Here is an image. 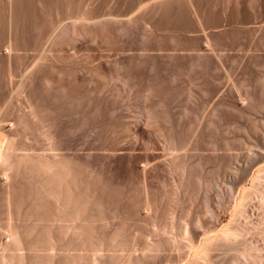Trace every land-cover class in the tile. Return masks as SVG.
Returning a JSON list of instances; mask_svg holds the SVG:
<instances>
[{"label": "rangeland", "instance_id": "374dc122", "mask_svg": "<svg viewBox=\"0 0 264 264\" xmlns=\"http://www.w3.org/2000/svg\"><path fill=\"white\" fill-rule=\"evenodd\" d=\"M7 5L0 0V132L13 136L6 156L15 166L18 154H61L97 179L112 205L92 224L105 264L128 256L133 264L176 263L186 236L218 228L243 189L261 192L264 0H30L17 17ZM169 139L183 170L169 168ZM13 171L7 182L0 174V225L31 228L36 247L47 230L73 243L71 233L58 235L51 208L36 207L40 177ZM143 183L148 210L140 208ZM257 202L248 201L255 218L264 208ZM117 230L121 244H109ZM159 238V249H144ZM260 239L251 240L264 255ZM223 250L215 257L224 263L232 254ZM22 251L23 263H43L27 245Z\"/></svg>", "mask_w": 264, "mask_h": 264}, {"label": "bare ground", "instance_id": "6f19581e", "mask_svg": "<svg viewBox=\"0 0 264 264\" xmlns=\"http://www.w3.org/2000/svg\"><path fill=\"white\" fill-rule=\"evenodd\" d=\"M4 1L9 6L14 8V12H13V9H11L10 7L8 8L9 9V15H11L10 11L12 10L13 17L15 15L17 17V12L20 11L19 10L20 8L18 9V7L20 6V2L22 4V6L24 5V8H27L26 6L30 2V0H4ZM160 1L156 0V2H158V4ZM164 2H166V1H164ZM164 2H163V4H165ZM161 6H162V4H161ZM161 6H159V7H161ZM163 6H166V4ZM19 13L20 12H18V15H19ZM14 20H16V19H14ZM17 20H18V18H17ZM27 35L28 34L25 33V37ZM26 40H28V37ZM17 44H18L17 47H19L20 43H17ZM207 44H209V43H207ZM11 45H13V44L11 42H9V44H7V46H5V48L8 50V52L11 50V47H12V49H13V47L16 48V46H14V45L11 46ZM20 46L22 48L24 47L22 45H20ZM124 70L125 69H123V71ZM121 79L123 80V78H120V81H122ZM116 80H118V78H116ZM243 97L244 96L239 97V98L241 100H243V99L246 100V96L244 98ZM33 112H35V111H33ZM31 116H32V113H31ZM33 120H35V119L33 118ZM150 120H151V117H150ZM17 122H20V121H17ZM152 122H153V120H152ZM34 123L37 124L35 121H34ZM16 124L17 123H15V125ZM22 124H24V123H22ZM12 125H14V122L12 123ZM20 125H21V123H20ZM20 125H18V126H20ZM20 127L24 128L23 125H21ZM41 127H42V125H41ZM124 130H126V129H124ZM159 132H161V131H159ZM172 135H173V133H172ZM9 137L10 138H7L5 134L0 132V170H1L0 174L2 175L3 180H5V182L11 180V178H12L11 175H14V174H12V171L15 168V166H17L22 171V173L26 176L28 174L29 176L35 175L36 177H40V179L38 178L39 180L35 177V179L38 180V182L40 183V184H38L39 187H37V189H36L37 190L36 207H39L41 209H43V208L45 209V207L46 208L48 207L49 210L51 208L52 209L51 221H54L55 223H57L56 228H57L58 235L61 237H65L67 234L71 233V238L73 240V243H71V244L60 243L54 239V236L52 235V231L47 230V232H46V243L44 245H38L36 247L35 243L29 241L31 228L23 227V226L22 227L17 226L12 221H11L12 223L9 222L10 221L9 220L8 222H6V225L4 227L2 224H1L2 226L0 225V230L2 229V231L0 233V250H1V252H0V263L1 264H25L27 262L24 259V258H26V254H25V252L22 251V249H23V247H25L27 245L30 253H31V251H34L32 254L36 253L39 257L43 256L42 258L40 257L41 260L46 259L45 264H49V263L53 264V262H54L53 259L55 258V260H56V258H59V257H60V259H59L60 264L61 263H63V264H105V262L108 259L106 261L103 259L105 261L104 262L101 258H99L100 254L97 253L98 249H99L98 251L100 252L101 248L99 247V245L100 246L103 245V241L100 240L98 238V236L95 234V228L92 226L93 222H95L98 219H102V213H103L104 209L112 207V205L109 206L110 205L109 202L107 203V201L103 200V197H105V196H103V194H105L103 192L104 188L100 187L99 183H96L97 179H95V178H93L95 182L93 180L91 182L90 173L86 170V168L85 169L83 168V165L81 166L79 163L75 162L76 160L75 161H73V159L69 160L64 155L63 156L61 154L58 155L57 153H50V154H47V153L46 154H37V153H35L36 155L25 154L26 156L24 155V156H20V157H18V155H19L18 154L16 157V160L14 161V163L16 162L15 166L14 165L12 166L13 163H10V160H8V158H7L9 156V154L6 156L7 151L10 150V149L9 150L7 149V148H10L8 145V143H10L8 141V139L12 140L11 137H13V136H9ZM117 140H119V139H117ZM172 140H170V139L167 140L168 142H167V147H166V149L168 150V153H171L169 155H172V157L169 160V165H170L169 168H171V170H179L180 171V170H183L184 165H181L182 163L180 164L179 163L180 161L176 162V158L178 155H175L174 151H176L177 148L173 146L174 143H172ZM13 142L14 141H12V143ZM118 144H120V143H118ZM125 144H127V143H125ZM130 144H131V142H130ZM111 148H114V147L112 146ZM57 149H58V147H57ZM14 150L16 151V149H14ZM111 150H113V149H111ZM117 150H120V149H117ZM140 151L141 150H139V152ZM118 152H120V151H118ZM124 152L126 153L127 151H124ZM132 152H134V151H132ZM136 155L138 156V154H136ZM10 157H9V159H10ZM14 157H15V155H14ZM137 160H139V159H137ZM147 160H148V158H147ZM146 164H147V162H146ZM153 166H154V164H153ZM146 168L145 167L141 168L142 174L146 175V173H145V171L147 170ZM149 168H151V167H149ZM17 170H14L13 172H16ZM257 170L259 173H261V175H259V173H257L259 176L255 175V177H259V178L262 177L260 181H259V179L256 178L258 180L257 182L261 183L260 185L262 187H264V164L262 166H260ZM15 174H17V173H15ZM24 175H23V177L25 179ZM10 176H11V178H9ZM21 176H22V174H21ZM143 178H144V176H143ZM31 179H34V178H31ZM31 179L28 178L27 180L31 181ZM145 184L143 183L141 186V194H142L141 197H142V199H141V203H140L141 204L140 208L141 209L144 208L143 210H145V209L148 210L151 208L152 204L150 205L151 200H149V193L147 192L148 189H147V185H145ZM6 185H7V183H6ZM102 185H104V184H102ZM260 185H258V187H260V189H259L261 191L260 193H258V191L256 192L257 188L255 190L243 189L241 191V193L239 194V197H238L239 200H237V203L235 204V208L231 213V217L230 218H228V216L223 217L220 220L221 225L218 228L216 227L217 229L216 228H214V229L208 228L207 230L202 231V235L200 238L195 239L192 236H189V234L192 235L191 232H189L190 228L185 229V228H187L185 226L184 233L188 234V232H189V234H188L189 237L186 236L184 238V239H187V244L184 243V241H182V243L185 244V247H186L185 250L186 251L188 248L187 253L189 255L186 254L188 257L185 256L186 259H183L184 257H181V256L182 255L184 256V253L186 252V251L185 252L183 251L184 253H182V255H180L181 259H179V257H178L179 260L177 259L178 261L176 263H168V264H264V258H263L264 255L261 252L262 247L259 248L258 245L254 244L255 242L253 243V241L251 240V239L254 240V238L255 239L261 238L260 240L264 241V208H261L262 210L259 213H257L256 218H255V217H252L254 214V208L252 205L253 203L248 204V201H250V199L252 200V198L255 199L257 197L258 202L261 203L262 205H264V189L261 190ZM10 186L11 185H9V187ZM253 186H255V185L253 184ZM10 188H12V187H10ZM174 188L176 190V187H174ZM251 188H253V187H251ZM106 189H108V188L106 187ZM5 190H7V188ZM7 191H9V189ZM10 193H9V195H10ZM108 193L106 194V196H108ZM7 195H6V199H5L6 200L5 206H6V204H7V206L10 205V200H9L10 198L9 197H11V196H9V195L7 196ZM110 210H111V208H110ZM108 211H109V209H106L105 212H108ZM7 212H9V211H6L5 213H7ZM7 214L10 215L9 213H7ZM9 217L12 218V216H9ZM253 218L255 219V222L252 223L251 219H253ZM187 230H189V231H187ZM120 231H121V228H120L119 232ZM162 231H164V230H162ZM117 232H118V230L116 232H114L113 235H111L112 236V238H111L112 242L109 241V244L113 243V242H117V241H113L116 239V237L118 238L117 235H120V233L118 232V234H117ZM163 233H166V232H163ZM248 233H249V236L251 238H249L247 240L246 235ZM113 238H115V239H113ZM118 239H116V240H118ZM167 239H164V240H167ZM169 239L176 240V238L175 239L169 238ZM109 240H110V238H109ZM118 241L120 243V240H118ZM160 241L161 240L159 238V240L156 239L155 241H153V243L146 242L144 244V249L146 251L151 250V249H153V250L159 249V247L162 244ZM178 241H176V242H178ZM176 242L174 241L173 243L172 242H170V243L174 244ZM179 243H181V242H179ZM117 244H118V242H117ZM117 244L115 243V245H117ZM261 244H263V242H261L260 245ZM181 247H182V244H181ZM263 247H264V245H263ZM220 249H224V250H226V252H231L232 258L230 259V261H226L228 263H226V262L223 263V261H221V260H225V259H223L222 257L220 259L219 258L220 256L218 257V259L215 257V255H216L215 252L219 251ZM36 254H35V260L34 261L39 262L40 258H38V256ZM36 256H37V258H36ZM108 256H107V258H108ZM129 257L130 256H128L127 261L124 262L125 264L132 263V260ZM27 258H28V256H27ZM27 258H26V260H27ZM111 258H112V256H111ZM37 259H39V260H37ZM105 259H106V257H105ZM44 260L41 261V262H43L42 264H44ZM109 260H110V258H109ZM111 260H113V259H111ZM23 262H25V263H23ZM107 263H108V261H107Z\"/></svg>", "mask_w": 264, "mask_h": 264}]
</instances>
